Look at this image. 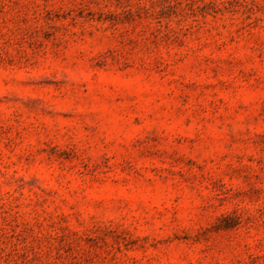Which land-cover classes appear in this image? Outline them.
<instances>
[{"label":"rangeland","instance_id":"1","mask_svg":"<svg viewBox=\"0 0 264 264\" xmlns=\"http://www.w3.org/2000/svg\"><path fill=\"white\" fill-rule=\"evenodd\" d=\"M0 264H264V0H0Z\"/></svg>","mask_w":264,"mask_h":264}]
</instances>
